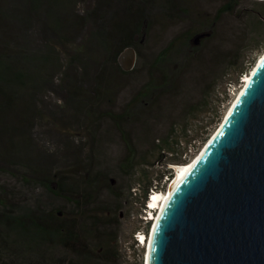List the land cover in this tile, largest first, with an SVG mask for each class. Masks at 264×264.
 Segmentation results:
<instances>
[{
    "label": "trees",
    "instance_id": "trees-1",
    "mask_svg": "<svg viewBox=\"0 0 264 264\" xmlns=\"http://www.w3.org/2000/svg\"><path fill=\"white\" fill-rule=\"evenodd\" d=\"M150 1L157 2L131 0L126 7L120 5L121 10H114L111 40L105 41L115 71L131 74L138 70L141 63L148 69V78L131 103L122 112L111 113L121 146L115 167L111 165L109 187L115 197L111 203L120 199V206L111 213V218L118 216L124 208L123 203L127 201L125 187L131 194L142 190V210H145L151 188L162 182L165 187V176H173L174 168L168 165L186 163L198 153L222 121L232 101L234 94L231 95L228 90L235 87L234 90L239 91L243 85L242 77L250 73L258 61V57H248V52H264V0H252L249 6L239 0H225L203 32L197 27L188 28L171 39L157 53L151 65L148 63L150 59L143 56L142 41V34L152 26V8L146 6ZM45 2L51 5L57 4L58 0H0V116L16 107L23 106L20 112L24 113L29 110L27 105L15 101V97L19 91L24 96L29 87L35 86V80L44 71L46 58L32 54L26 43L13 46L12 39L19 35L21 28H24L21 33L28 28V17L20 14V8L29 5V9L38 10ZM165 2L170 10L179 8L177 0ZM247 11L251 16L249 28L256 35L247 43L251 50L241 54L245 49L233 44L224 48L218 40L219 34L222 37L226 34L221 29L222 19L225 15L238 18ZM86 18L84 14L74 12L72 22L83 25ZM131 47L137 51V63L126 70L119 65L118 57ZM171 62L175 64L173 68H167ZM231 69L236 70V74L228 78ZM151 70L156 74L152 75ZM221 83L225 84L222 91L218 90ZM198 90L206 94L201 103L196 97ZM219 93H222L223 99L220 97V103H216L214 96L217 98ZM201 107L211 116L201 126L190 127L193 119H198ZM139 110L144 116L140 118L143 123L142 137L138 138L128 123ZM152 157L157 162L151 161ZM156 163L163 165L160 168L164 169L155 177L149 176L144 165ZM94 167L88 179L84 180L81 195L69 188L63 179L57 180L54 187L50 176L41 172L35 173L40 178L35 181L27 174L11 172L15 177L22 178L24 183L38 182L56 200L38 198L22 201L12 194L14 186H0V264H121L118 239L111 238L100 243L103 228L100 217L89 213V205L98 203L96 195L100 182H110L108 168L93 171ZM115 171L116 181L112 176ZM151 223L147 220L145 227L139 231L148 235ZM136 243L141 246L138 241ZM143 258L140 264H144Z\"/></svg>",
    "mask_w": 264,
    "mask_h": 264
},
{
    "label": "rangeland",
    "instance_id": "rangeland-1",
    "mask_svg": "<svg viewBox=\"0 0 264 264\" xmlns=\"http://www.w3.org/2000/svg\"><path fill=\"white\" fill-rule=\"evenodd\" d=\"M224 1L177 0L181 8L175 7L173 10L165 5V0L147 3L146 6L150 5L152 8V26L142 34V41L143 56L150 59L148 63L152 65L157 53L188 28L197 27L203 32ZM239 1L247 6L252 4V0ZM130 2L131 0H58L57 4L51 5L45 2L38 10L29 9V5L20 8V14L28 17V28L23 33L21 29L24 28L18 31L20 37L16 34L12 39L13 46L26 43L32 54L43 55L46 61H42L44 71L35 80V86L29 87L24 96L19 91L15 97V101L27 105L29 110L24 113L20 112L23 106L16 107L0 116V186H14L12 194L22 201H34L38 198L55 201L56 198L47 193L38 182L24 183L22 178L15 177L11 172L27 174L34 181L40 180L35 173L41 172L42 175L50 176L54 187L57 180L63 179L69 188L81 195L84 192V180L88 179L92 167L95 166L93 171L108 168L110 182H100L96 195L98 203L89 205V213L100 217L103 228L102 241L99 242L118 239L121 264H140L143 257V262L145 260L147 249L143 244L138 246L136 243L139 241L136 233L145 227L147 221L145 210H142L143 192L138 190V194H131L129 188L125 187L127 201L123 203L124 208L118 216L111 218V213L116 212L120 206V199L111 203L115 201V197L111 195L109 187L111 165L115 167L121 148L111 113L122 112L148 78V69L142 63L131 74L115 71L105 46V41L111 40L112 13ZM74 12L87 17L83 25L72 22ZM250 18L248 11L238 18L234 15L224 16L221 29L226 34L224 37L222 34L218 35L224 48L233 44L245 49L241 54L251 50L247 43L256 35L249 28ZM131 53L134 55L128 60L127 56ZM248 53V57H258L259 60L264 52L260 50ZM118 59L123 69L130 70L137 63V51L133 47L127 48ZM174 65V62L168 63L167 68L172 69ZM231 70L228 78H233L236 74V70ZM151 73L156 74L154 70ZM224 88L225 84L221 83L218 90L222 91ZM232 89L233 87L228 91L234 96L225 113L239 92L236 90L234 93ZM197 93V101L203 102L205 92L203 94L202 90H198ZM220 97L223 99L222 93L217 98L214 96L216 103H220ZM141 111L128 123L138 138L143 133L140 118L144 113L141 114ZM210 116V112L199 111L198 119H193L190 127L201 126ZM184 143L185 141L182 142L183 145ZM150 159L157 162L154 157ZM175 164L170 163L168 167ZM144 166L152 177L164 169L160 168L163 165L157 163ZM113 174L115 181L118 180L117 172ZM174 176L175 169L170 178ZM163 183L159 185L162 186ZM148 205L146 201V208Z\"/></svg>",
    "mask_w": 264,
    "mask_h": 264
},
{
    "label": "water",
    "instance_id": "water-1",
    "mask_svg": "<svg viewBox=\"0 0 264 264\" xmlns=\"http://www.w3.org/2000/svg\"><path fill=\"white\" fill-rule=\"evenodd\" d=\"M250 73L195 160L170 181L144 264H264V53Z\"/></svg>",
    "mask_w": 264,
    "mask_h": 264
},
{
    "label": "bare ground",
    "instance_id": "bare-ground-1",
    "mask_svg": "<svg viewBox=\"0 0 264 264\" xmlns=\"http://www.w3.org/2000/svg\"><path fill=\"white\" fill-rule=\"evenodd\" d=\"M262 55H263V53H262ZM261 55V56H262ZM128 58L127 59H129V55L127 56ZM254 68V67H253ZM253 70V69H252ZM250 75H251V73H248L244 78V82H243V85H242V87L240 88V90L243 88V86L250 80ZM240 90H239V92H240ZM236 97H237V95H236ZM236 97L234 98V100L236 99ZM199 154V153H198ZM198 156V155H197ZM195 157L196 156H194L190 161H188V162H186V163H182V164H180L179 166H176L175 167V176L178 174V173H180L182 170H184V168L187 166V165H189L190 163H192L194 160H195ZM173 179V178H172ZM171 179V180H172ZM169 184V183H168ZM167 186H169V185H167ZM167 190H168V187L166 188V190L165 191H157V192H154V193H152L153 194V197H151L150 198V202L153 204V206H155V207H157L158 208V211H160V209H161V207H162V205H163V203H164V201L166 200V198H167ZM159 214V213H158ZM155 215L156 214H154V219L152 220V221H154L155 219H157V216L155 217ZM156 221V220H155ZM149 236L150 235H147L146 236V239H145V241H144V246L147 248L148 246H147V244H148V239H149Z\"/></svg>",
    "mask_w": 264,
    "mask_h": 264
},
{
    "label": "built area",
    "instance_id": "built-area-1",
    "mask_svg": "<svg viewBox=\"0 0 264 264\" xmlns=\"http://www.w3.org/2000/svg\"><path fill=\"white\" fill-rule=\"evenodd\" d=\"M242 78H244V77H242ZM235 87H233V89H232V91H234V93H235ZM237 94V93H236ZM171 179L172 178H170L168 175H166L165 176V179H164V181L165 182H167V184H166V186L164 187L163 186V184H162V186H160V185H155L153 188H151V191H150V193H149V196H150V198L151 197H153V194L152 193H154V192H157V191H165L166 190V188L168 187L167 185H168V183H170V181H171ZM148 204H149V206L151 207V208H154V210L153 211H151L150 209H149V214H148V216L146 217V219L147 220H153V216H154V214H157L158 212H156V209H157V207H153V204L150 202V199L148 200ZM148 206V208H150ZM137 234V237H138V242L140 243V244H143L144 245V241H145V239H146V234L144 233V232H142V231H139V233L137 232L136 233Z\"/></svg>",
    "mask_w": 264,
    "mask_h": 264
},
{
    "label": "clouds",
    "instance_id": "clouds-1",
    "mask_svg": "<svg viewBox=\"0 0 264 264\" xmlns=\"http://www.w3.org/2000/svg\"><path fill=\"white\" fill-rule=\"evenodd\" d=\"M245 79V78H244ZM244 79H243V82H244ZM191 160V159H190ZM169 185V184H168ZM155 207V206H154ZM154 209H152L151 211H153ZM149 211V208H146L145 209V215H146V217L148 216L147 215V212ZM156 212H158L159 213V211H158V208L156 209ZM158 213L155 215V217L158 215ZM153 219H154V216L152 217ZM152 222V221H151ZM151 228V227H150ZM151 234V231L149 230V234L148 235H150Z\"/></svg>",
    "mask_w": 264,
    "mask_h": 264
}]
</instances>
